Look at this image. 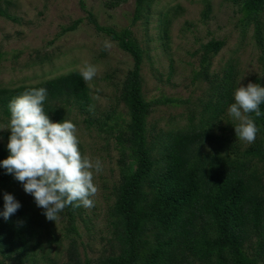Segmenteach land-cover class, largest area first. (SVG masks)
Wrapping results in <instances>:
<instances>
[{"label": "trees", "instance_id": "1", "mask_svg": "<svg viewBox=\"0 0 264 264\" xmlns=\"http://www.w3.org/2000/svg\"><path fill=\"white\" fill-rule=\"evenodd\" d=\"M123 1L108 0L106 4L115 8ZM156 1L134 0L132 24L138 20L147 23ZM232 1L243 14V25H253L264 67V24L259 19L264 0ZM79 2L84 8V1ZM0 16L16 20L2 7ZM81 20H74L61 32L75 29ZM87 20L130 55L132 67L126 72L118 96L127 117L107 113L99 125L112 138L118 154V178L107 212V248L94 260L80 256L75 225L77 207L67 206L62 212L67 221V264H263L264 104L260 105L259 117L251 114L259 129L255 142L239 147L231 140L234 134H227V128L219 124L224 106L233 103L234 68L228 64L220 80H210L214 74L208 73L209 62L224 41L210 39L199 51V68L193 71L192 80L209 81L210 91L197 121L193 122L192 112L186 130L159 131L150 136L148 117L154 104L176 100L145 97L141 68L148 51L130 26L116 30L102 25L91 11L87 12ZM3 55L0 51V60ZM254 83L264 87V77H255ZM41 87L47 89L44 110L52 122L69 120L73 111H90V87L74 69L34 84L0 87V119L8 125L10 101L26 90ZM215 127L221 132L215 133ZM2 133L6 139L0 140V161L9 155L7 143L11 135L10 131ZM20 185L0 166V212L6 192L21 204L7 221L0 216V255L4 258L14 254L28 259L36 248L41 251L44 244L61 241L50 235L51 221L43 215L44 210L18 193ZM43 233L48 236L44 241ZM0 264L6 263L0 259Z\"/></svg>", "mask_w": 264, "mask_h": 264}, {"label": "rangeland", "instance_id": "2", "mask_svg": "<svg viewBox=\"0 0 264 264\" xmlns=\"http://www.w3.org/2000/svg\"><path fill=\"white\" fill-rule=\"evenodd\" d=\"M83 1L84 8L79 0H0V7L16 17L9 20L0 16V51L4 52L0 60V87L34 84L79 70L85 62L98 68L96 77L87 83L91 85L90 111L88 114L73 111L69 115V120L77 126L82 156L93 161L99 159L103 165V170L94 175V184L98 187L94 207H78L75 221L80 256L94 260L107 248L110 236L107 212L118 178L117 151L112 138L99 125L107 113L127 117L125 105L118 96L132 59L116 41L95 30L87 20V12L91 11L100 24L116 30L130 26L148 51L141 68L145 97L176 100L154 104L148 117L150 136L159 131L186 130L190 123L188 115L192 112L193 122L197 121L203 103L208 100L210 82L205 79L193 82L192 77L193 71L199 68L201 46L208 40L224 41L209 62L208 73L214 74L210 80H220L226 66L231 64L236 90L240 84L254 83L255 77L263 78L264 67L253 25H243V14L232 0H157L151 7L148 22L138 20L133 24L134 0H124L115 8L108 7V0ZM76 19L82 20L75 29L61 32ZM259 19L264 24V9ZM105 41L111 44L110 48H104ZM231 104L224 106L219 124L227 128V134H234L231 140L235 144L245 147L247 143L235 134L234 127L239 122L228 115ZM7 127L0 119V140L6 139L2 132L10 131ZM214 132L218 134L221 130L215 127ZM156 156H160L158 150ZM17 191L26 201L42 209L37 207L32 195L24 192L23 185ZM66 226V217L61 213L49 227L50 235L61 239L60 242L44 244L41 251L36 248L28 259L14 254L9 258L0 255V259L6 264H67ZM43 235L44 241L48 236Z\"/></svg>", "mask_w": 264, "mask_h": 264}, {"label": "clouds", "instance_id": "3", "mask_svg": "<svg viewBox=\"0 0 264 264\" xmlns=\"http://www.w3.org/2000/svg\"><path fill=\"white\" fill-rule=\"evenodd\" d=\"M111 44L107 41L104 48ZM85 83L91 82L98 68L85 62L79 68ZM89 86H91L89 84ZM47 89L31 88L10 101L7 129L9 155L0 161L7 174L23 185L26 194L33 196L37 207L49 221H56L67 206L92 208L98 187L94 175L103 170L99 159L82 156L77 126L71 120L52 122L44 110ZM264 87L249 82L234 92V103L228 115L239 123L234 127L236 137L247 143L255 142L259 129L251 114L261 115ZM4 209L0 212L7 221L21 207L12 194L4 193Z\"/></svg>", "mask_w": 264, "mask_h": 264}]
</instances>
